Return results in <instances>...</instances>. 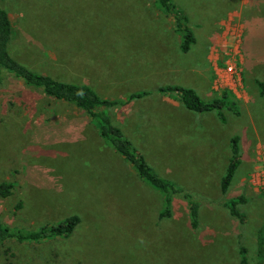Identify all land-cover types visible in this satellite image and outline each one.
Returning <instances> with one entry per match:
<instances>
[{
    "label": "rangeland",
    "instance_id": "374dc122",
    "mask_svg": "<svg viewBox=\"0 0 264 264\" xmlns=\"http://www.w3.org/2000/svg\"><path fill=\"white\" fill-rule=\"evenodd\" d=\"M173 1L194 33L186 53L156 0H0L11 23L9 54L65 82L112 79L104 88L115 93L96 92L125 101L109 108L113 124L160 176L201 201L194 229L179 196L168 217H159L160 194L96 135L82 110L7 75L0 82V184L9 187L0 195V223L20 234L71 215L78 223L39 242L7 238L0 264H237L239 246L248 264H264V91L256 84L264 81V0ZM149 29L155 35H143ZM122 39L131 40L122 50L130 53L116 51ZM141 79L191 87L202 100L225 92L233 110L223 108L222 121L157 88L129 99L143 92ZM144 108L166 126L157 143L138 139ZM232 137L239 164L222 193ZM239 194L241 223L221 205Z\"/></svg>",
    "mask_w": 264,
    "mask_h": 264
},
{
    "label": "trees",
    "instance_id": "16d2710c",
    "mask_svg": "<svg viewBox=\"0 0 264 264\" xmlns=\"http://www.w3.org/2000/svg\"><path fill=\"white\" fill-rule=\"evenodd\" d=\"M159 8L171 18L174 31L179 35L178 49L182 53L189 51L194 43L193 31L188 26V18L182 8L173 0H156ZM11 35V23L6 10L0 6V82L7 75H12L24 84L38 88L43 94L54 99L71 103L84 112L89 122L95 129L96 135L102 139L111 149L117 153L135 172L137 178L156 190L161 197V209L159 217H168L170 204L173 196H179L186 204L187 217L190 228L198 225V213L201 204L198 195L187 192L175 182L162 177L146 161L141 151L129 140L111 120L109 108L114 105L123 104L125 101L117 99L100 98L93 89L82 83H72L57 80L47 74H41L28 69L15 58L8 50L7 45ZM260 93L264 91V81H256ZM156 92L163 95H172L187 110L200 113L216 111L217 116L223 121L221 110L227 108L233 110L232 103L227 99L226 93L222 92L220 97L202 100L197 92L191 87L176 85L158 86ZM147 92L132 93L129 99L141 97ZM239 164L238 148L236 138L229 140V155L223 174L219 178V189L223 193L227 190L236 168ZM9 184H0V195L8 194ZM245 201L242 195H234L221 203L228 214L236 218L240 223L244 222L243 215L239 212L237 205ZM78 223L75 215L68 216L62 221L53 224H44L28 233H11L0 223V249L3 242L9 237L28 242H39L53 237H59L70 233ZM245 249L239 246L237 249L238 263L248 264L245 257Z\"/></svg>",
    "mask_w": 264,
    "mask_h": 264
},
{
    "label": "crops",
    "instance_id": "0c3cea01",
    "mask_svg": "<svg viewBox=\"0 0 264 264\" xmlns=\"http://www.w3.org/2000/svg\"><path fill=\"white\" fill-rule=\"evenodd\" d=\"M142 30H145V29H142ZM154 31H153V29L146 30L143 33V35H155L156 31L155 32ZM129 41H131V40L122 39L119 44H116V46H117V50L116 51H122L124 49L125 45L132 44V42H129ZM122 52H129V51H122ZM109 80L112 81V79H87V81H85V85H87L91 89H93L96 94H97L96 90H98V89L100 90V92H103V93H109V92L110 93H115L116 90H114V89H110L109 90V89L104 88V86H106L105 85L106 82L109 81ZM141 80L144 81V82H142ZM141 80H140V83H139L140 91L145 92V90H148V89L155 90L158 87V86H156L157 85V82H156L157 79H141ZM147 95H149V93H147L146 95H143V96H147ZM157 95H163V94L157 93ZM103 98L114 99V98H120V97L113 96V95L109 96L108 94H106ZM137 98H141V97H137ZM137 115H138V120H139V121L138 120L137 121L140 122L138 131H137V132L140 133V135H139L140 138L138 137V139L139 140L147 139V140H150L149 142H151V140H153V142H156V143L159 142L160 141L159 132L162 131V129H165V131H166V126L165 125H160L159 122H155V120H158L157 119V115L158 114L154 115V113L147 112V110L144 108L142 110H138ZM164 115H166V117H167L168 116V111H166L164 113ZM158 116H160V115H158ZM151 119H153L154 122H152ZM145 132L148 133V134L146 135ZM128 139L131 140L130 138H128ZM131 142H132V140H131ZM134 145L137 147L136 144H134Z\"/></svg>",
    "mask_w": 264,
    "mask_h": 264
}]
</instances>
